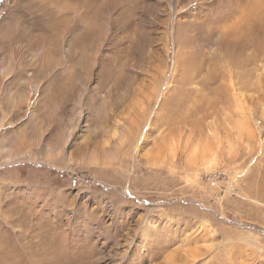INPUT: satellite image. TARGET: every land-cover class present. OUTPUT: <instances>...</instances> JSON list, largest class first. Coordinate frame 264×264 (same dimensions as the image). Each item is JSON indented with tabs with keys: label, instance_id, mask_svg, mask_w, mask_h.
<instances>
[{
	"label": "rangeland",
	"instance_id": "rangeland-1",
	"mask_svg": "<svg viewBox=\"0 0 264 264\" xmlns=\"http://www.w3.org/2000/svg\"><path fill=\"white\" fill-rule=\"evenodd\" d=\"M0 264H264V0H0Z\"/></svg>",
	"mask_w": 264,
	"mask_h": 264
},
{
	"label": "bare ground",
	"instance_id": "bare-ground-1",
	"mask_svg": "<svg viewBox=\"0 0 264 264\" xmlns=\"http://www.w3.org/2000/svg\"><path fill=\"white\" fill-rule=\"evenodd\" d=\"M144 136V133H142L141 138Z\"/></svg>",
	"mask_w": 264,
	"mask_h": 264
}]
</instances>
